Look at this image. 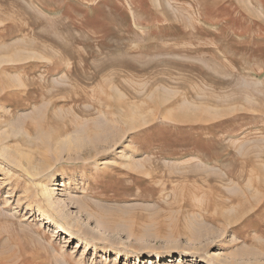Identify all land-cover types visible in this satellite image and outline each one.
Listing matches in <instances>:
<instances>
[{
	"label": "rangeland",
	"instance_id": "rangeland-1",
	"mask_svg": "<svg viewBox=\"0 0 264 264\" xmlns=\"http://www.w3.org/2000/svg\"><path fill=\"white\" fill-rule=\"evenodd\" d=\"M0 264H264V0H0Z\"/></svg>",
	"mask_w": 264,
	"mask_h": 264
},
{
	"label": "bare ground",
	"instance_id": "bare-ground-1",
	"mask_svg": "<svg viewBox=\"0 0 264 264\" xmlns=\"http://www.w3.org/2000/svg\"><path fill=\"white\" fill-rule=\"evenodd\" d=\"M4 151V150H3ZM7 151V150H6ZM9 154V153H8ZM31 168V167H30ZM33 169H35V168H33ZM32 170V169H31ZM37 173V172H36ZM56 185H58V184H56ZM59 185H62V183H59ZM54 189H56V187L54 188ZM46 194L49 196V194H48V192H46ZM65 214V213H64ZM65 216V215H64ZM58 228H59V226H58ZM62 231V233L64 234V237H66L67 238V240L68 241H71V240H73V238H74V235H73V233H71L70 231H67V230H63V229H61ZM60 231V230H59ZM58 231V232H59ZM77 242L78 243H83V244H85V246H87V243L83 240V239H80V238H77ZM76 242V243H77ZM77 243V244H78ZM80 247V246H79ZM116 253V255L117 256H120V255H128L127 253H123V254H121V252L120 251H116L115 252ZM129 256V258L130 259H134V260H141V259H145V258H147V257H152V258H160L161 257V255L160 254H158V253H147V252H144V251H141V252H138V253H132V254H130V255H128Z\"/></svg>",
	"mask_w": 264,
	"mask_h": 264
}]
</instances>
